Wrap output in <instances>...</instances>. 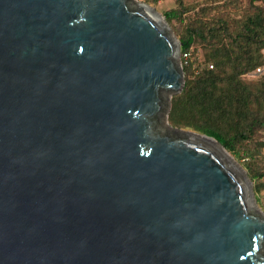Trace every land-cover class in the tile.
I'll return each mask as SVG.
<instances>
[{"label": "water", "instance_id": "1", "mask_svg": "<svg viewBox=\"0 0 264 264\" xmlns=\"http://www.w3.org/2000/svg\"><path fill=\"white\" fill-rule=\"evenodd\" d=\"M180 52L134 0H0V264H264L246 171L168 123Z\"/></svg>", "mask_w": 264, "mask_h": 264}, {"label": "trees", "instance_id": "2", "mask_svg": "<svg viewBox=\"0 0 264 264\" xmlns=\"http://www.w3.org/2000/svg\"><path fill=\"white\" fill-rule=\"evenodd\" d=\"M163 13L178 28L184 87L171 98L168 123L219 142L264 196V0H175Z\"/></svg>", "mask_w": 264, "mask_h": 264}, {"label": "rangeland", "instance_id": "3", "mask_svg": "<svg viewBox=\"0 0 264 264\" xmlns=\"http://www.w3.org/2000/svg\"><path fill=\"white\" fill-rule=\"evenodd\" d=\"M136 3H139V4H146L148 5L149 7L153 8L154 11L156 13H158L159 15L163 16V13L168 11V10H171V9H175L176 7V1L175 0H134ZM188 1H194V0H188ZM198 1V0H197ZM200 1V0H199ZM168 24V23H167ZM172 34L175 36V38L178 39L177 37V32H178V28L176 27L175 30H173L171 28V26L168 24ZM181 54V53H180ZM181 55L179 57V60H180V63H181ZM182 66V65H181ZM177 128V127H175ZM178 129H181V128H178ZM184 131H188V132H193V133H198L200 135H203L199 132H196V131H193L191 129H182ZM229 154V153H228ZM230 155V154H229ZM231 156V155H230ZM238 164H240V166L243 168L242 164L240 161H237L233 156H231ZM244 169V168H243ZM245 170V169H244ZM246 171V170H245ZM247 173V171H246ZM248 175V174H247ZM250 179V178H249ZM253 183V182H252ZM257 206L258 208L264 213V196L261 198L260 200V204L257 203Z\"/></svg>", "mask_w": 264, "mask_h": 264}, {"label": "built area", "instance_id": "4", "mask_svg": "<svg viewBox=\"0 0 264 264\" xmlns=\"http://www.w3.org/2000/svg\"><path fill=\"white\" fill-rule=\"evenodd\" d=\"M249 77H260V76H264V60L263 62L255 67L254 69H252L248 74Z\"/></svg>", "mask_w": 264, "mask_h": 264}, {"label": "bare ground", "instance_id": "5", "mask_svg": "<svg viewBox=\"0 0 264 264\" xmlns=\"http://www.w3.org/2000/svg\"><path fill=\"white\" fill-rule=\"evenodd\" d=\"M209 142V141H208Z\"/></svg>", "mask_w": 264, "mask_h": 264}]
</instances>
